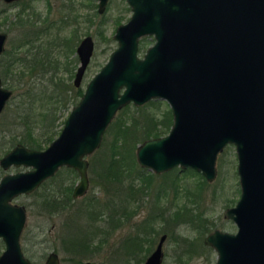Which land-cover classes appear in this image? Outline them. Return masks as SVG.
I'll list each match as a JSON object with an SVG mask.
<instances>
[{
  "label": "water",
  "instance_id": "1",
  "mask_svg": "<svg viewBox=\"0 0 264 264\" xmlns=\"http://www.w3.org/2000/svg\"><path fill=\"white\" fill-rule=\"evenodd\" d=\"M126 1L132 13L115 31L117 47L87 82L59 134L44 148L17 143L0 157L3 169L28 167L0 177V264H60L56 251L42 263L24 255L26 211L11 200L36 190L62 166L77 170L73 197L85 194L86 156L99 147L117 110L157 98L169 103L172 124L168 133L137 145V162L156 173L192 167L212 180L217 154L234 144L240 196L223 215L237 229L216 227L204 242L215 249V264H264V0ZM107 2L98 0L99 12ZM146 34L155 42L140 57L139 38ZM7 38L0 30V54ZM93 50L87 35L77 49L76 85ZM12 94L0 77V113ZM163 239L142 264L161 263Z\"/></svg>",
  "mask_w": 264,
  "mask_h": 264
},
{
  "label": "trees",
  "instance_id": "2",
  "mask_svg": "<svg viewBox=\"0 0 264 264\" xmlns=\"http://www.w3.org/2000/svg\"><path fill=\"white\" fill-rule=\"evenodd\" d=\"M46 36L52 39L47 42L40 40L41 34L37 32L35 41H23L14 51L6 48L0 55L2 82L7 83V87L18 90L20 96L15 107L10 110L13 118L9 120V125L0 129V154L1 151L6 153L17 143L37 149L46 147L60 132L64 123V120H59L62 109L69 102L77 103L78 96L80 98L83 93L81 88L75 87L70 81V43L65 39L63 42L62 36ZM126 107L109 126L108 131L112 137L105 142L101 155L89 163L92 185L98 186L107 197L101 199L87 195L82 198L81 204L74 206L76 198L72 196V190L77 173L71 167L66 168V177L55 182L54 176L48 181L49 184L44 182L43 186L33 192L37 194L33 204L38 213L66 212L56 248L64 254V261H80L81 257L97 251L100 244L106 241L107 235L131 216V204H136L139 195L152 186V174H144L139 170L134 151L139 141L159 136L171 125V110H164L163 115L158 117L155 113L146 111V106H139L137 114L124 116L127 113ZM189 170L195 172L194 169ZM136 179L140 180L139 185L135 182ZM170 185L175 205L169 222L174 226L172 230L176 243L183 244L180 250L190 257L198 249V243L196 239L177 232L178 228L182 223H188L200 234H204L212 222L200 204L197 210L185 203L178 205L182 191L179 190L177 181L174 180ZM158 189L151 216L140 225L145 249L153 243L151 232H156L153 225L155 218L162 217L159 205L161 187ZM183 194L192 202L199 203L201 194L198 191L193 192L185 186ZM98 220L102 224H98ZM140 226L136 225L135 234L125 239L123 252L133 247L136 249ZM42 255L43 253L36 252L31 254L33 257Z\"/></svg>",
  "mask_w": 264,
  "mask_h": 264
},
{
  "label": "rangeland",
  "instance_id": "3",
  "mask_svg": "<svg viewBox=\"0 0 264 264\" xmlns=\"http://www.w3.org/2000/svg\"><path fill=\"white\" fill-rule=\"evenodd\" d=\"M51 1V10L50 12H48L46 0H29V2L33 4V9L35 12L40 13L42 16L48 13L50 19H55L58 15V3L56 2L55 5V0ZM70 1L71 2L69 4L73 7L72 9L74 11L73 15H79L78 25L80 26V30L78 39H80L86 34H91L95 41L93 55L84 73L80 87L81 90H84L87 82L107 61L111 51L117 47V40L113 37L115 31L120 23H124L129 19L132 11L126 0H109L106 9L102 13L97 11V0L93 1L96 5L95 8H91V5L88 6V0ZM19 7L20 4L9 6L6 5L4 2L0 1V30L8 31L10 39H13L19 34V28H16V26H12V22L16 20L13 17V14L20 9ZM86 14H93L92 21L88 22L83 20ZM153 41L154 38L152 35L142 36L139 39L138 54L142 56L146 48L151 45ZM6 47H10L9 42H7ZM63 56L62 59H64ZM70 57L71 56H69V58ZM2 84L6 87L8 86L7 83L2 82ZM11 89L13 90L14 96L12 94V96L10 97L11 100L9 99L10 101H7L5 108L0 113V129L9 125V120L13 118V115L10 110L13 106L15 107V103L19 100L20 97L18 95V90L16 91L13 88ZM150 101H155V103H151ZM73 105L74 104H71V102L66 104V107L62 109V114L59 116L60 121L66 119ZM139 106H146V111L155 113V115L158 117H161L163 115L164 110H171L169 103L165 99L160 98L149 100L141 105H136L133 102H130L122 108L118 109L111 122L106 127L99 147L86 156L90 164L93 159L96 160V158L101 155V152L105 148V142H108L111 139L112 134L108 131V128L116 119V117L121 113V110L126 107L127 113L124 114V116H129L130 114H137ZM62 126L63 123L61 127ZM170 127L171 125L167 129H165L161 135L168 133ZM58 134L59 132L55 135V137ZM139 143L140 141L137 143V145ZM1 152L2 153L0 155H3L4 151ZM134 155L136 158L135 151ZM137 165L139 170L143 171L144 174H152L153 183L151 187H149L147 190L145 189L146 191H143V200L139 204H131V209H133V211L135 212L130 216V218L125 219V222H123L121 226L117 227L107 235L106 241L100 244L99 248H97V251H94L93 253L87 256L81 257L80 261L67 260L62 261L61 264H83L85 260H90L93 264H140V261H137V259L134 258L137 254V249L133 247L130 248L129 251L123 252V243L129 235H131L132 233L134 234L136 232V224L139 223L141 219L147 215L148 209H152V205L155 201V195L156 192L159 190L158 188L161 187L160 185L166 182H168V185H170V183L174 180L175 182L177 181L178 188L183 193L184 187L187 186L189 189H191V191H198L201 194V197L198 198L199 203H196L189 200L181 192V196L179 197L177 204L180 205L185 203L194 210H197L200 204V206L206 210V215L212 223L209 225V230L204 234H200L195 228L190 227V224L182 223L181 226L178 228L177 232L189 236L190 238L196 239V242L198 243V249L196 250L197 253L195 252V254H193L191 258H189V260L184 263L176 262L173 257L175 241H168L166 244L167 257L164 261V264H215L217 253L215 249L203 243V237L216 227L232 232L236 231L237 229L235 222L232 219L225 218L223 215L225 208L234 205L240 196V183L239 176L237 173V154L234 144H227L217 154V172L216 176L212 180L206 179L201 174V172L195 169L194 170L196 173L190 171L189 168L193 169L192 167L180 168V166L177 165L169 170L156 173L149 168L141 166L138 162ZM27 168L28 167L22 165H11L7 169H3L1 167L0 177L7 172H16L20 170H25ZM66 168L67 166H62L55 172V174L52 176H55V182H58L62 177L67 176L68 172ZM88 174L90 177V169H88ZM52 177L46 180L47 184H49L50 179ZM77 180L78 173L75 178V181ZM135 182L137 183V185L140 184L139 179H136ZM199 182H202L200 186L198 185ZM93 186L94 185H92V182L90 180L88 190L84 196L87 197V195H93L101 199L107 197L98 186ZM36 196V193L20 194L14 199L15 202H25L28 205L26 227L23 230L21 237V244L24 253L29 258L31 257L32 259L37 260L38 257L31 256L32 253H41V251L44 250L47 254L50 250H56L58 251L59 255L63 257L64 254L56 248L58 247L59 241L58 234L60 233L61 226L64 224V217L66 215V212L57 214H48L45 212L38 213L35 204H33V201L35 200V198H37ZM84 196L76 198L74 206L81 204V202H83L82 198ZM169 199H172L173 202V190L171 188V185L168 189V194L162 197V199L159 201V205L161 203V205L167 206L169 204ZM173 207V205H170V209H173ZM97 223L102 224V221L98 220ZM154 245L155 242L152 247H154ZM3 249L4 243L2 242V244L0 243V252Z\"/></svg>",
  "mask_w": 264,
  "mask_h": 264
},
{
  "label": "flooded vegetation",
  "instance_id": "4",
  "mask_svg": "<svg viewBox=\"0 0 264 264\" xmlns=\"http://www.w3.org/2000/svg\"><path fill=\"white\" fill-rule=\"evenodd\" d=\"M0 1L4 2L6 5H9V6L20 4V7H19L20 9L13 14V17L16 20L12 22V26L13 27L16 26V28H19L18 29L19 34L16 37H14L13 39H10L9 38L8 31H6L7 34H8L7 42H9V44H10V47H8V48H10V50L14 51V48L18 44H20L21 42H23V41H25V42H28V41L29 42H33V41H35V37H36V33L37 32L41 34L40 40H44L45 42H47L48 39H52V38H48L46 35H48L50 37H53L54 35L56 37V35H58L57 38L59 36H62L61 38H62L63 42L66 40V42L67 43H70V45H71V50H70V56L71 57L68 58L69 63H70L69 66H70V69L72 70V72H71L72 73V76H71V80L70 81H71V83L75 87H79L80 88L81 87V83H82V79H83V76H84V73H85V71H86V69H87V67H88V65L90 63V60H91V57H92L93 53H92V55L90 57V60H89L88 64L85 67V70H84L83 76H82V78L80 80V83L78 85H76L74 83V79H75V75H76L77 68H78L79 63H80V59H79V55H78L77 49H78V46H79L81 40L85 36L91 35V34H86L83 37H81L80 39H78L79 38V30H80L79 29L80 26L78 25V17H79V15L78 16H77V14L73 15V13H74V11L72 9L73 7L70 6V4H69L71 1L70 0H55V5H56V2L58 3L57 4L58 5V9H57L58 15L56 16L55 19H50L48 13L46 15L42 16L40 13L35 12L34 9H33V4L30 3L29 0H27V1L26 0H12V1H8V2H6L4 0H0ZM31 1H34V0H31ZM88 1H89L88 2L89 3L88 6L91 5L92 6L91 8H95L96 7V5L93 2L94 0H88ZM51 2H52L51 0H46L47 11L48 12H50V10H51ZM108 2H109V0H108ZM108 2H107V4H108ZM107 4H106V7H107ZM106 7H105V9H106ZM97 11L99 12V10H98V0H97ZM100 13H102V12H100ZM92 17H93V14L92 15L91 14H86V16H85V18L83 20L89 22V21H92ZM3 31H5V30H3ZM22 35H23V38H21ZM146 35H152L153 38H154V35L153 34H146ZM143 36H145V35H143ZM61 38H60V40H61ZM7 42H6V45H7ZM154 42H155V38H154L153 43ZM6 45H5V49L7 48ZM151 45H149V46H151ZM94 47H95V41H94ZM138 52H139V42H138ZM144 53H143V55H144ZM143 55L142 56L139 55V56L140 57H143ZM83 92H84V90H83ZM88 169H89V167H88ZM20 171H22V170H20ZM46 180L44 182H46ZM44 182H42V184L37 189H39L43 185ZM75 183H76V181H75ZM89 184H90V177H89ZM160 186H161V192H160V194H161L160 200H161L162 197H164V196H166L168 194V189H169L170 185H168V182H166L164 184H161ZM36 190H34V191H36ZM33 192H30V193H33ZM86 192H85V194H86ZM30 193H22V194H30ZM85 194H83L82 196H84ZM82 196H80V197H82ZM142 196H143V194L141 193V195H139V197H138V200L136 202V205L139 204L143 200V197ZM14 199H15V197L11 200L12 203H16V204H19V205H23L25 207L26 219H27V214H28V211H27V206L28 205H27V203H25V202L18 203V202H15ZM160 205H161V203H160ZM170 205H173L174 206V199H173V202H172V199L171 200L169 199V204L167 206L161 205L160 211H161L162 217H156L155 218L153 225H154V227H156V232H151V237L153 239V243H151L149 245V247L146 248V249L143 248L144 244H142L143 243L142 242V237L144 236V234L142 232V229H141V226L140 225L142 224V222H143L144 219H146L147 217H150L151 216L150 214L152 212V209H148L147 215L144 218H142L139 223L136 224V225H139L140 226L139 231H138V233L140 235L138 237V242H137V247H136L137 254H136V256L134 258L137 259V261H140V264H142L145 261V259L150 255V253L157 247V245H158V243H159V241H160V239H161L162 236H164V239L162 241V246H161V250H162V260H161V263L160 264H164V261H165V259L167 257V255H166V244H167L168 241H175L174 256L173 257H174V260L176 262H182V263H184V262L188 261L189 258H191V256L190 257L187 256V253H185V252H183V251L180 250V249H182L181 247H182L183 244H181V245L180 244H177L176 243V240L174 239V232H173L174 226H172L173 224L171 225V223L169 222L170 219H171L172 211H173V209H170ZM134 212L135 211H133V213ZM26 219H25V222H24V226L22 228V232H23V230L26 227ZM125 219H128V218H125ZM156 224L159 225V226H157ZM172 228H173V230H172ZM22 232H21V235H20V243H21ZM156 236H158V237H156ZM2 242L4 243L3 239L0 237V243L2 244ZM154 242H155V245H154V247H152V245L154 244ZM203 243L206 244L204 242V237H203ZM145 245H147V243ZM206 245L212 247L209 244H206ZM4 248H5V243H4ZM21 248L23 250L22 244H21ZM51 251H56V250H50V251H48L47 254H46V251H44V250L41 251V253H43V255H42V257L38 256V259L37 260H34L31 257L29 258L24 253V250H23V253L32 262L42 263V262H44V260L47 258V255ZM1 252H0V254H1ZM56 252L58 253V251H56ZM195 252L197 253V251H193L194 254H195ZM179 254H181L183 256H181ZM59 257H60V264H61V262L64 261V260H63V257H61L60 255H59ZM70 261H72V260H70ZM85 261L83 262V264L85 263Z\"/></svg>",
  "mask_w": 264,
  "mask_h": 264
}]
</instances>
